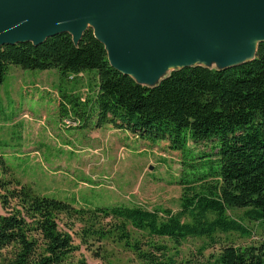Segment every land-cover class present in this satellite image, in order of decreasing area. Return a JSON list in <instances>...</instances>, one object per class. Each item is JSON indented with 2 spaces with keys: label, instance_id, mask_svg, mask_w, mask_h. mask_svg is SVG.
<instances>
[{
  "label": "trees",
  "instance_id": "16d2710c",
  "mask_svg": "<svg viewBox=\"0 0 264 264\" xmlns=\"http://www.w3.org/2000/svg\"><path fill=\"white\" fill-rule=\"evenodd\" d=\"M9 64L56 68L63 77L96 70L92 96L81 104L75 96L63 94L66 102L97 112L98 125L108 122L143 138L167 141L172 150H182L189 142L212 141L218 166L193 181L180 182L183 192L177 211L123 204L76 210L59 199L25 192L17 195L19 207L12 209L2 196V208L11 211L0 213V251L14 249L7 264H86L73 258L72 237L59 228L61 212L114 221L113 233L147 264H176V260L168 247L153 240L146 249L140 247L131 240L128 226L179 247L191 237L214 242L218 232L249 234L239 219L228 214L229 208L243 209L241 219L264 221V42L251 60L219 68L201 64L175 68L153 85L115 69L92 27L79 41L60 33L39 44L2 46L0 83ZM4 171L0 156L1 188ZM196 181L202 183L197 190L191 185ZM212 264H264V242L226 245Z\"/></svg>",
  "mask_w": 264,
  "mask_h": 264
},
{
  "label": "rangeland",
  "instance_id": "374dc122",
  "mask_svg": "<svg viewBox=\"0 0 264 264\" xmlns=\"http://www.w3.org/2000/svg\"><path fill=\"white\" fill-rule=\"evenodd\" d=\"M215 40L201 52L190 54L192 63L217 68L226 45L220 36ZM255 43V38H247L238 47L247 46L250 52ZM175 67L152 69L157 73L151 79L158 81ZM96 83V70L63 77L56 68L8 65L0 83V156L5 169L0 200L6 197L14 209L19 207L17 195L25 192L59 199L76 210L123 204L177 211L183 192L180 182L193 181L218 166L217 149H212L215 143L189 142L182 150H172L167 141L143 138L108 122L98 125L97 112L86 111V105L77 107L62 97L75 96L82 104L92 96ZM201 184L196 181L191 185L197 190ZM9 211L0 202V213ZM242 212L241 208L228 210L249 234L218 232L214 242L191 237L176 247L166 238L150 237L130 226L127 231L144 249L149 240L168 247L176 264H212L226 245L258 246L264 242V221L241 219ZM59 215V228L71 235L76 246L75 261L147 264L113 233L114 221L85 214ZM13 250L7 247L0 251V264L8 263Z\"/></svg>",
  "mask_w": 264,
  "mask_h": 264
},
{
  "label": "water",
  "instance_id": "95a60500",
  "mask_svg": "<svg viewBox=\"0 0 264 264\" xmlns=\"http://www.w3.org/2000/svg\"><path fill=\"white\" fill-rule=\"evenodd\" d=\"M88 27L115 69L153 85L162 77L153 82L152 69L197 64L190 54L218 36L226 48L217 68L251 60L264 42V0H0V48L60 33L79 41ZM247 38L256 40L250 52L238 47Z\"/></svg>",
  "mask_w": 264,
  "mask_h": 264
},
{
  "label": "bare ground",
  "instance_id": "6f19581e",
  "mask_svg": "<svg viewBox=\"0 0 264 264\" xmlns=\"http://www.w3.org/2000/svg\"><path fill=\"white\" fill-rule=\"evenodd\" d=\"M172 63H173V62H172ZM172 66L174 67L175 65L170 64V66H168V67H172Z\"/></svg>",
  "mask_w": 264,
  "mask_h": 264
}]
</instances>
